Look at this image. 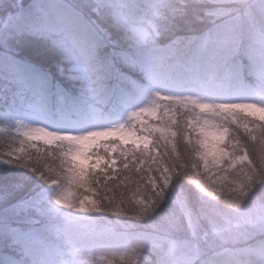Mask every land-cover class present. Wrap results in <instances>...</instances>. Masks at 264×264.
<instances>
[{
    "label": "snow or ice",
    "instance_id": "obj_1",
    "mask_svg": "<svg viewBox=\"0 0 264 264\" xmlns=\"http://www.w3.org/2000/svg\"><path fill=\"white\" fill-rule=\"evenodd\" d=\"M113 258L264 264V0H0V264Z\"/></svg>",
    "mask_w": 264,
    "mask_h": 264
},
{
    "label": "trees",
    "instance_id": "obj_2",
    "mask_svg": "<svg viewBox=\"0 0 264 264\" xmlns=\"http://www.w3.org/2000/svg\"><path fill=\"white\" fill-rule=\"evenodd\" d=\"M99 259V257H97ZM116 259L117 258H113V264H116Z\"/></svg>",
    "mask_w": 264,
    "mask_h": 264
}]
</instances>
